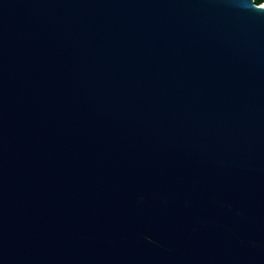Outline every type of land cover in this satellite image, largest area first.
<instances>
[{
	"label": "water",
	"instance_id": "95a60500",
	"mask_svg": "<svg viewBox=\"0 0 264 264\" xmlns=\"http://www.w3.org/2000/svg\"><path fill=\"white\" fill-rule=\"evenodd\" d=\"M0 0V264H264V8Z\"/></svg>",
	"mask_w": 264,
	"mask_h": 264
},
{
	"label": "trees",
	"instance_id": "16d2710c",
	"mask_svg": "<svg viewBox=\"0 0 264 264\" xmlns=\"http://www.w3.org/2000/svg\"><path fill=\"white\" fill-rule=\"evenodd\" d=\"M258 4H261L262 2H264V0H256Z\"/></svg>",
	"mask_w": 264,
	"mask_h": 264
},
{
	"label": "snow or ice",
	"instance_id": "6c2138e0",
	"mask_svg": "<svg viewBox=\"0 0 264 264\" xmlns=\"http://www.w3.org/2000/svg\"><path fill=\"white\" fill-rule=\"evenodd\" d=\"M259 7L264 8V3H261Z\"/></svg>",
	"mask_w": 264,
	"mask_h": 264
},
{
	"label": "rangeland",
	"instance_id": "374dc122",
	"mask_svg": "<svg viewBox=\"0 0 264 264\" xmlns=\"http://www.w3.org/2000/svg\"><path fill=\"white\" fill-rule=\"evenodd\" d=\"M262 3H264V2H262Z\"/></svg>",
	"mask_w": 264,
	"mask_h": 264
}]
</instances>
